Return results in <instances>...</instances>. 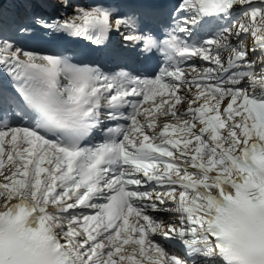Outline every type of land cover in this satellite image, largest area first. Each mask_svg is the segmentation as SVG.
Wrapping results in <instances>:
<instances>
[{
	"label": "snow or ice",
	"instance_id": "1",
	"mask_svg": "<svg viewBox=\"0 0 264 264\" xmlns=\"http://www.w3.org/2000/svg\"><path fill=\"white\" fill-rule=\"evenodd\" d=\"M58 6L0 5V264H264V0Z\"/></svg>",
	"mask_w": 264,
	"mask_h": 264
},
{
	"label": "bare ground",
	"instance_id": "2",
	"mask_svg": "<svg viewBox=\"0 0 264 264\" xmlns=\"http://www.w3.org/2000/svg\"><path fill=\"white\" fill-rule=\"evenodd\" d=\"M53 2L54 3H57L56 4V6H57V9H60V10H62L58 5H59V0H53ZM49 10H50V8H49ZM155 215V214H154Z\"/></svg>",
	"mask_w": 264,
	"mask_h": 264
}]
</instances>
